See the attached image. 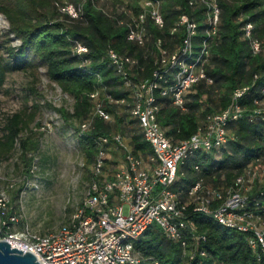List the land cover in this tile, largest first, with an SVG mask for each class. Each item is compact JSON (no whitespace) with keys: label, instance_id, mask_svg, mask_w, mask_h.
I'll list each match as a JSON object with an SVG mask.
<instances>
[{"label":"trees","instance_id":"16d2710c","mask_svg":"<svg viewBox=\"0 0 264 264\" xmlns=\"http://www.w3.org/2000/svg\"><path fill=\"white\" fill-rule=\"evenodd\" d=\"M71 1L83 9L79 18L62 12L61 8L68 4L64 0H0V14L10 23L9 35L22 41L18 51L11 49L13 58L25 62L22 59L29 54L36 57L47 67L50 79L75 98L74 113L65 109L59 112L72 125L73 119L80 123L77 134L89 165L96 161L100 137L118 132L130 138L136 150H151L137 121L130 119L129 106L108 99L111 95L116 100H129L126 81L110 63L108 51L115 49L139 60L138 69L131 74L135 81L152 79L162 59L159 41L170 53L182 47L187 31L179 24L184 15L197 24L195 56H200L207 46L203 61L212 81L201 80L189 91L186 110L176 107L171 97L162 96L158 90L159 121L167 134L175 141L190 139L209 116L231 106L237 90L249 91L239 100L244 114L229 123L230 141L211 153L200 151L191 156L181 168L178 191L185 197L191 185L202 178L210 184L230 185L251 165L264 161V0H218L221 15L216 34H210V9L203 0H152L160 6L164 26L156 25L148 13L144 45L129 40L130 25L136 26L146 12L143 0H104L103 4V0ZM248 25L253 26L251 38L247 36ZM253 40L261 43L259 53L253 51ZM78 43L88 48L86 55L75 53ZM6 77L0 57V92ZM166 85L161 81L162 87ZM97 91L98 100L91 97ZM99 101L113 119L96 116L92 128L82 133L81 124L95 114ZM23 124L21 115L10 119L7 129L11 146L21 138ZM22 147L26 175L31 177L39 146L22 140ZM198 164L200 171L195 169ZM250 209L264 217V186L254 190ZM200 216L204 215L193 219L199 233L208 237L204 246L207 256L197 255L191 260L180 243L169 241L160 228L153 227L137 243L143 264H264V254L250 248L245 234Z\"/></svg>","mask_w":264,"mask_h":264},{"label":"built area","instance_id":"2783aa9c","mask_svg":"<svg viewBox=\"0 0 264 264\" xmlns=\"http://www.w3.org/2000/svg\"><path fill=\"white\" fill-rule=\"evenodd\" d=\"M208 6V21L213 26L210 34H216L221 9L218 0H203ZM146 12L136 26L130 25L129 40L144 45L147 29L144 26L148 13L156 25L163 27L160 6L152 0H143ZM62 12L79 18L82 7L66 4ZM180 26L187 35L182 47L170 53L159 47L162 53L160 68L152 79L135 81L131 74L139 67V60L108 51V59L117 72L123 75L129 100L108 99L120 105H128L130 118L136 120L150 152L136 150L132 140L118 132L113 136L100 137V150L93 165L94 177L86 198L74 214L70 225L63 231L40 234L22 222L21 215L11 208L8 190L0 191V241L25 253H34L42 264H143L137 243L153 227L161 229L165 237L180 243L185 255L191 260L197 255L207 256L204 247L208 242L200 234L193 216L201 214L213 218L226 228L245 234L250 248L264 254V217L250 209L251 195L256 189L259 173L250 166L230 185L210 184L203 178L189 188L184 197L177 189L180 171L187 160L203 151L211 153L226 145L231 137L229 123L244 114L239 100L249 88L236 91L231 106L224 112L208 117L198 132L190 139L175 141L159 121L158 90L164 97H171L176 107L186 110L189 91L201 80L208 79L203 55L195 56L194 36L197 24L184 15ZM253 26H247L251 38ZM174 31H177L175 29ZM255 53L261 43L252 41ZM79 56L86 55L88 48L80 43L75 48ZM172 76V79L168 77ZM166 82V87L161 86ZM99 91L91 94L99 99ZM259 113H262L261 111ZM96 116L107 121L113 119L99 101L96 112L81 124V132L89 131ZM112 154L120 156L114 159ZM200 171L201 165L195 166Z\"/></svg>","mask_w":264,"mask_h":264},{"label":"rangeland","instance_id":"374dc122","mask_svg":"<svg viewBox=\"0 0 264 264\" xmlns=\"http://www.w3.org/2000/svg\"><path fill=\"white\" fill-rule=\"evenodd\" d=\"M64 2L73 4L71 0ZM10 28L0 14V57L7 74L0 92V191L8 190L12 210L34 231L60 232L70 225L86 198L94 177L93 165L87 163L80 145V123L73 119L72 125L59 112L74 113L75 98L50 79L47 67L36 57L29 54L22 59L25 62L13 58L11 49L18 51L22 41L9 35ZM15 115L22 116L25 128L11 146L7 128ZM22 140L39 146L37 153H32L36 159L31 177L26 175ZM251 166L260 175L256 188L261 189L264 161Z\"/></svg>","mask_w":264,"mask_h":264},{"label":"water","instance_id":"95a60500","mask_svg":"<svg viewBox=\"0 0 264 264\" xmlns=\"http://www.w3.org/2000/svg\"><path fill=\"white\" fill-rule=\"evenodd\" d=\"M0 264H42L32 252L13 248L7 241H0Z\"/></svg>","mask_w":264,"mask_h":264}]
</instances>
